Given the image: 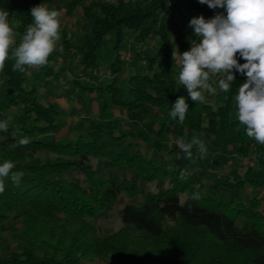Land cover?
I'll return each mask as SVG.
<instances>
[{
    "label": "trees",
    "instance_id": "trees-1",
    "mask_svg": "<svg viewBox=\"0 0 264 264\" xmlns=\"http://www.w3.org/2000/svg\"><path fill=\"white\" fill-rule=\"evenodd\" d=\"M86 3L70 0L67 6L69 15L82 9L80 21L86 31L75 42L62 30L59 42L66 50L75 48L74 69L88 81L82 84L75 76L72 82L91 101L99 100V117L64 140L50 139L62 128L59 120L64 109L42 96L64 79L66 65L59 71L54 65L62 55L59 42L44 66H25L21 72L14 70L15 61L9 58L0 71V121L8 123V132H0V163L11 160L13 171L24 173L19 186L10 177L3 178L0 230L11 231L8 222L21 220L27 242L21 251L0 259V264H264V199L260 196L264 144L247 136L234 100L247 78L234 70L236 80L229 92H221L212 82L217 94L205 91L203 102H193L178 81L179 66L172 58L176 45L183 53L194 41L187 20L201 15L211 19L224 9L209 8L199 0H174L169 6V0H144V5L140 0ZM40 4L60 7L59 0H0V8L9 12L17 43L32 23L31 9ZM181 8L186 13L179 16ZM112 36L108 61L103 48ZM128 36L141 48L134 49L132 71L123 53ZM102 69L110 71L106 80L98 74ZM180 96L189 104L183 123L170 117ZM111 106L141 112L158 128L128 131L124 120L108 113ZM198 134H206L217 153L238 156L240 164L254 158L256 173L232 184L234 170L230 169L224 178L228 182L223 178L200 182L189 169L166 166L146 155L149 149L175 154L176 148L166 146L173 136L190 142ZM21 139L27 143L21 145ZM92 158L104 161L102 173ZM122 166L134 170L138 179L120 181L108 171ZM160 181L165 191L144 194L141 190L146 182ZM223 185L241 191L249 185L251 191L238 199L208 194ZM182 194L191 200L182 203ZM193 194L199 198L193 199ZM124 197L129 201L123 203ZM118 203L123 204L124 226L99 233L90 220ZM39 245L45 249L42 255L34 250Z\"/></svg>",
    "mask_w": 264,
    "mask_h": 264
},
{
    "label": "clouds",
    "instance_id": "clouds-1",
    "mask_svg": "<svg viewBox=\"0 0 264 264\" xmlns=\"http://www.w3.org/2000/svg\"><path fill=\"white\" fill-rule=\"evenodd\" d=\"M209 8L224 9L211 19L202 15L190 20L189 26L199 37L192 41L189 50L180 53L174 49L172 58L179 66L178 81L186 88L191 101L203 102L204 92L217 94L210 82L219 77L221 92L230 91L236 80L234 70L246 76L234 97L236 116L245 126L246 134L259 144H264V0H199ZM32 23L17 43V33L9 21V12L0 8V71L9 58L14 59V70L25 71V66L38 68L48 63L50 55L57 50L61 39L63 10L49 9L40 4L31 9ZM238 58L245 62L240 63ZM189 104L184 96L177 98L170 117L180 123L186 118ZM0 132H8L7 121H0ZM21 145L27 141L21 139ZM176 146L193 158V148L201 158L208 149L198 137L190 142L183 138L175 140ZM11 160L0 163V192L4 191L3 178H9L19 186L24 176L22 171H13ZM198 199V194H193Z\"/></svg>",
    "mask_w": 264,
    "mask_h": 264
},
{
    "label": "rangeland",
    "instance_id": "rangeland-1",
    "mask_svg": "<svg viewBox=\"0 0 264 264\" xmlns=\"http://www.w3.org/2000/svg\"><path fill=\"white\" fill-rule=\"evenodd\" d=\"M95 0H87L86 4H92ZM113 1V0H111ZM129 1V0H127ZM134 1V0H132ZM174 0H169L168 6L172 4ZM70 3V0H59V6L57 10H63L62 17V30L68 32V36L74 38L75 42H78L80 36L86 31L85 27L82 26L80 21V16L82 14V9L77 10L73 15L67 14V6ZM140 3L144 5V0H140ZM49 9H52L50 5H46ZM186 13V9H180L178 14L179 16ZM191 20V19H190ZM186 26L191 36L195 41L199 42V37L194 34V29L189 26L190 21H186ZM127 46L124 50V60L127 62V68L129 71L133 70V65L130 63L133 60L134 49L140 50L141 48L134 42L133 36H128ZM154 43V42H153ZM60 44V42H59ZM114 44V36H112L109 41L106 43V46L103 48V53L109 61L112 56H109L110 47ZM149 47V46H148ZM146 48V46H145ZM59 49L62 55L59 57L58 61H55L54 65L55 70L59 71L64 65H66V71L63 75V81L55 82L48 87L47 91L44 92L43 100L47 102H53L64 109V114L60 117V124L62 128L59 132L50 136V139L64 140L68 135H74L75 130L82 129L86 127L88 122L96 119L100 116L102 112L101 103L95 97L92 101L91 97L87 93H84L82 87L75 86L72 82L73 78H80V82L84 84L88 81V78L84 76H79L75 68L76 57L74 55L75 48L72 46L69 50L63 46L59 45ZM144 49V48H143ZM176 49L179 47L176 45ZM110 58V59H109ZM78 74V75H77ZM100 77L103 80H106L105 75L110 74V71L102 69L98 71ZM105 78V79H104ZM219 77H212L211 83L214 84L218 81ZM62 81V82H61ZM217 84V83H216ZM73 86V87H72ZM215 87V85H213ZM111 116L124 120L126 123L127 130H155L158 128L157 123H154L153 119L150 117L144 116L141 112H127L126 110L111 106L108 110ZM195 137H198L204 142L208 149L207 156L201 158L197 155L196 148H193V158L191 160L186 158L184 152H182L175 144V140L181 137L173 136L166 144L167 147L176 148L174 153H159L156 150L149 149L146 153L149 157L154 160L162 161L166 166L171 167H180L187 168L191 172L195 173L199 181H218L223 178V182H228L224 178L228 174L230 169H233L234 172L231 174L233 178L230 180L232 184H235V181L239 179L248 180V177L256 173V162L255 159L250 157L243 160V163L237 162L235 155L234 158L227 157L223 154L217 153L210 145V138L206 134H198ZM191 141V140H190ZM119 146V145H117ZM94 165L98 166L100 173L104 170V161L101 159L92 158ZM109 172L117 175L120 181L124 178L129 177L132 179H138L137 173L125 166L120 167L119 169H109ZM75 172V170H74ZM72 175V172L70 173ZM262 176H259L258 179H262ZM141 190L144 194H155L156 192L165 191L162 182L150 183L146 182L141 186ZM251 191V187L247 185L246 191H241L235 188H227L222 186L219 189L209 190L208 194L215 198H243L245 194ZM260 196L264 199V190H261ZM124 202H128L129 199L124 197ZM191 200V196L187 194L181 195V202L186 203ZM122 208L123 204L118 203L115 206H108L107 209L103 212H100L96 218H92L90 222L97 228L98 232L103 233H112L120 230L124 225L122 222ZM53 224V223H52ZM8 226H11V231L5 232L2 234V239L0 242V259H8L11 254L21 251L27 244L26 238L23 233L24 224L21 220L15 222H8ZM58 234H61L60 229H56ZM34 250L37 254L42 255L45 251L44 247L39 245L34 247Z\"/></svg>",
    "mask_w": 264,
    "mask_h": 264
}]
</instances>
